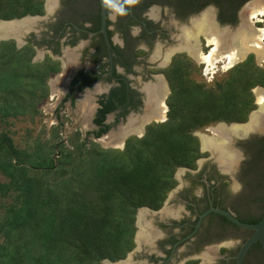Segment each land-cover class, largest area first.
<instances>
[{
	"label": "trees",
	"instance_id": "1",
	"mask_svg": "<svg viewBox=\"0 0 264 264\" xmlns=\"http://www.w3.org/2000/svg\"><path fill=\"white\" fill-rule=\"evenodd\" d=\"M43 12L44 0H0V19ZM34 54L30 42L16 47L13 39H0V264L123 258L134 245L137 209L160 207L177 168L194 166L201 155L194 132L245 121L256 107L253 88L264 86V67L252 53L210 80L196 78L201 66L177 53L161 69L170 86L166 118L147 123L143 135L128 136L122 148L89 137L108 130L105 114L123 101L120 88L101 101L96 130L82 136L77 128L62 139L58 114L49 137L19 143L14 121L40 119L48 79L60 70L58 59L33 61Z\"/></svg>",
	"mask_w": 264,
	"mask_h": 264
},
{
	"label": "flooded vegetation",
	"instance_id": "2",
	"mask_svg": "<svg viewBox=\"0 0 264 264\" xmlns=\"http://www.w3.org/2000/svg\"><path fill=\"white\" fill-rule=\"evenodd\" d=\"M251 1L106 0L107 41L101 30V0H53L48 10L44 7L42 14H36L43 17L28 20L24 27L28 29L21 28L23 34L15 33L21 40L14 33L6 39H13L16 47L32 43L35 47L32 59L50 56L59 60L60 70L56 75L67 74V81L53 109L56 120L66 103L73 104L77 93L96 88L90 119L96 130L99 125L94 123V118L102 107L101 101L112 99L115 89L120 88L124 99L105 114L104 123L109 125L108 130L112 127L107 120L112 112L115 123L124 120L127 114L140 112L139 116L130 117H135L133 127H137L151 107L150 95L162 91L164 82L170 92L169 82L161 69L170 64L175 54L191 57L201 66L205 77L209 74L213 77L216 70H220H214L216 65L208 69L207 63L187 50L189 44L193 51L196 47L200 53L212 48L203 33L198 35L197 46L194 40L186 42V33L193 31L198 18L206 13L218 29L235 34L237 27L247 19L245 6ZM261 19H254V28L264 25V16ZM251 53L257 59L256 54ZM257 107L256 101L254 109ZM249 119L248 114L241 123ZM218 124L222 125L215 122L195 131L201 152L195 165L176 170L177 182L160 207L143 209L145 220L135 222L133 247L113 263L236 264L234 256L251 230L235 225L215 211L200 215L210 207H219L240 220L255 222L264 213V116L260 125L246 133L227 129L228 134L221 136L226 138L222 149L213 148L211 141L203 146V137L214 136L213 139L218 140L212 130ZM223 124L226 128L232 126L231 122ZM228 152L234 153L231 163L225 158ZM243 264H264V251L258 240L245 252Z\"/></svg>",
	"mask_w": 264,
	"mask_h": 264
},
{
	"label": "bare ground",
	"instance_id": "3",
	"mask_svg": "<svg viewBox=\"0 0 264 264\" xmlns=\"http://www.w3.org/2000/svg\"><path fill=\"white\" fill-rule=\"evenodd\" d=\"M52 2L53 0H48L49 8L51 7ZM245 7L248 8L247 19L244 20L246 18L245 16V18L243 19L244 21L240 24L239 28L237 27L238 32H236L235 34H233L234 32L228 33L229 31L226 32L225 29L224 31H221L220 28L218 29L216 27L217 25L215 26V24L211 20V17H209L206 13L202 14L201 17L198 18V20L195 22L193 31L186 33V42H188L189 40H194L192 42L197 46L198 35L200 33H203L207 39V42L212 44V48L207 53H200L199 49L195 50L196 47H194L193 51V46L191 47L192 44H189V41V45L187 46V50L189 51V53L194 55L198 60L207 63L208 69L209 66H214V63H216L217 61L223 62V64L221 65L222 68H229V66L232 65L233 62L242 59L249 51H253L256 54L258 61H264V25L257 29L253 27V19L255 18L257 21H261V17L264 16V0H254L252 2H249ZM27 23V20H25L24 22H0V36L15 33L17 32L19 27L25 26L27 25ZM58 80L60 79H57V81ZM163 85L164 86L162 88V91L155 90L156 94L154 93L153 95H150L148 101L151 107L149 108L148 112L143 115L142 122L139 124V126L133 127L135 117H133L134 119L129 118L128 123L126 125L120 126L116 133H113L114 131H112L101 140L107 144L117 143L119 145H122V138L126 133L133 132L136 134H140L143 131L144 123L151 119H162L166 111L164 96L168 91V87L165 82ZM256 95L259 108H256L257 110L255 109L252 112L247 123L232 124L230 128H226L225 126H223L224 124H218L216 128L212 129L214 130L215 134L218 135V140L215 141L213 139L214 136L203 137V146H205L206 143L208 144V141H211L214 144L212 145L213 148L218 150L222 149L221 145H224L223 143L226 142V138L221 136H225L228 134L227 129L235 133H238L239 131H241V133H246L249 129L251 130V128L260 125L261 119L264 116V88L258 87L256 89ZM197 134L201 135L200 132H198ZM225 158L228 163H231L234 159V153L228 152L225 155ZM143 211V209H139L140 214L145 215V212ZM142 235L143 234H141V236ZM106 263L117 264L108 263L107 261Z\"/></svg>",
	"mask_w": 264,
	"mask_h": 264
},
{
	"label": "rangeland",
	"instance_id": "4",
	"mask_svg": "<svg viewBox=\"0 0 264 264\" xmlns=\"http://www.w3.org/2000/svg\"><path fill=\"white\" fill-rule=\"evenodd\" d=\"M252 1H254V0H252ZM254 19H253V21H255ZM263 23H264V21H263ZM15 33H17V32H15ZM41 52H42V54L44 53V51H41ZM248 53L250 54L251 51H249ZM246 56L243 57L241 60L245 59ZM254 59H255V57H254ZM32 60L36 61V60H40V59L33 58ZM241 60H239V61H241ZM239 61H237V62H239ZM255 61H256V63H258L257 59H255ZM217 62H216V66H215L214 70H216V69H220V70H216V73L213 74V77H214V75H216V76L220 75V73H222L228 69V67L222 68L221 66H219V65L223 64L222 61H217ZM237 62H235L234 64H236ZM259 62H260L259 65L264 67V61L259 60ZM214 65H215V63H214ZM231 66L232 65H230L229 68ZM66 75L63 77L62 76L59 77L58 75L54 74L50 77V79L52 78L53 80L48 79L49 80V82H48L49 96L40 106L41 116H40V119L38 121H36V122H31L28 120H15L14 121V124L11 127L12 131L15 130V133L12 132V136L14 137V140H16L17 142L20 143V142H23L25 140V138H28L29 136L31 137L30 140H32L34 137H37V136H41V137H42V135L44 137L50 136V129L52 128L53 125L58 123V120H56L54 117L53 109L56 106V104L58 103L60 96L65 91L66 81H67ZM195 77L196 78L202 77L206 80H210L213 78L210 74L205 77L202 75V73L201 74L196 73ZM57 79H60V80L57 81ZM255 87L253 88V93L254 92L256 93L257 88H255ZM261 87L264 88V86H261ZM95 91H96V88L95 89L90 88V89H85L81 93H77L75 96L73 104L70 106L69 104L66 103V106L60 110V115H61L60 117L63 120L62 129L60 130V135L62 136V139H66L68 134L72 130H74V128H78L81 131L82 136H84V133L86 131H90V130L94 129V126L90 123V119L93 115V110H92L91 106L95 105L94 100H95L96 94H97ZM254 96H255V103L257 101V104H258L257 95H254ZM257 109H258V107H257ZM140 114H141L140 112H135L134 114H127L124 120H120L119 122L115 123L114 112H112L107 116V120L108 121L110 120V122L112 123V127L108 130V132L105 135H102L98 138H94L92 134H90L89 137H91L94 141L98 142L103 147L122 148L124 144L122 146L117 144V143H108L107 144V143L103 142L101 139L104 138L109 133H111L112 131H114L113 133H116L118 131V129L120 128V126H123V125H120V123L122 121L126 124V121H128V119L130 117L139 116ZM165 115H166V112H165ZM156 120L157 121H163L160 119H156ZM43 126H45V133H43L41 131ZM28 133L30 135H28ZM130 135H137V134L133 133V132H129L128 136H130ZM123 140L125 141V139H122V141ZM56 155H57V153L55 154V156ZM174 177L177 181L176 173L174 174ZM137 211H138V209H137ZM137 211L135 213V218L137 217ZM138 219L139 220H143V219L145 220V218L143 217L142 214H140V212H138ZM135 222H136V220H135ZM134 234H135V231H134ZM134 234H133V237H134Z\"/></svg>",
	"mask_w": 264,
	"mask_h": 264
},
{
	"label": "water",
	"instance_id": "5",
	"mask_svg": "<svg viewBox=\"0 0 264 264\" xmlns=\"http://www.w3.org/2000/svg\"><path fill=\"white\" fill-rule=\"evenodd\" d=\"M44 7L46 10L49 9V3H48V0H44ZM105 10H106V0H101V30L103 31L104 35H105V38L106 40L108 41L107 39V36H106V26H105ZM43 17V15H30V14H27V15H24L22 17H19V18H12V19H0V22H6V21H12V22H24L25 20H33V19H37V18H41ZM29 22V21H28ZM25 26H21L19 27V29L17 30V32L19 33L18 35H20L21 33L23 34L24 30L28 29V28H24ZM24 30H22V29ZM15 35V33H14ZM8 37H11V34H8V35H4V36H0V39H6ZM15 37L19 40H21V36H17L15 35ZM66 49V48H65ZM41 53V51H40ZM246 56V55H245ZM244 56V57H245ZM241 60V59H240ZM258 60V59H257ZM239 61V60H238ZM237 62V61H235ZM233 62L232 65L235 63ZM258 63L260 64V62L258 61ZM258 87H261V86H256L255 88H258ZM169 93V88H168V91L167 93L165 94L164 96V100L167 96V94ZM165 102V101H164ZM166 104V103H165ZM166 110H167V106H166ZM254 110H251L249 115L252 114ZM166 112V111H165ZM166 118V115H164V117L160 120H164ZM151 122V120L147 121L146 123L143 124V131L142 133L140 134H137L138 136L142 135L144 133V126ZM218 123H226L224 121H220ZM231 124H243L241 122H231ZM128 136V133L125 134L124 138H126ZM124 144V140L122 141V145ZM121 145V146H122ZM181 169V167H178L177 168V171ZM144 208H147V209H150L149 207L147 206H141L138 208V211H137V217H136V223L138 224V212H139V209H144ZM209 211H215V212H218L219 214L223 215L225 218H227L230 222L234 223L235 225L241 227V228H245V229H249L251 230V234L244 240V242L239 246L236 254H235V261H236V264H243V257H244V254L245 252L247 251V249L250 247V245L258 240L262 246V249L264 251V213L261 215V217L255 221V222H249V221H243V220H240L238 218H236L230 211L226 210V209H223V208H219V207H210L209 209H207L204 213H202L200 216L204 215L205 213L209 212ZM106 261L108 263H113L111 260L109 259H103V262L105 264Z\"/></svg>",
	"mask_w": 264,
	"mask_h": 264
},
{
	"label": "crops",
	"instance_id": "6",
	"mask_svg": "<svg viewBox=\"0 0 264 264\" xmlns=\"http://www.w3.org/2000/svg\"><path fill=\"white\" fill-rule=\"evenodd\" d=\"M68 53V52H67ZM126 124H127V121H126ZM123 121L120 123V125H126ZM75 129V128H74ZM125 136V135H124ZM123 136V137H124ZM122 139H126V138H122Z\"/></svg>",
	"mask_w": 264,
	"mask_h": 264
}]
</instances>
